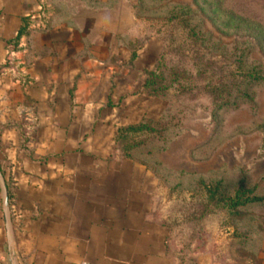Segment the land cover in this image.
<instances>
[{"label": "rangeland", "instance_id": "374dc122", "mask_svg": "<svg viewBox=\"0 0 264 264\" xmlns=\"http://www.w3.org/2000/svg\"><path fill=\"white\" fill-rule=\"evenodd\" d=\"M90 1L86 9L79 8L80 0H37L21 44L12 41L0 48V134L7 132L8 121H16L10 126L14 129L9 130L14 135L23 133L27 151L35 149V121L48 118L50 112L43 110V104H36L31 86L43 81L51 93L53 72L60 65L48 60L59 52L66 53L60 44L44 43L51 37L67 36L66 31L57 32L54 27L58 24L77 29L78 39L83 40L72 55L79 60L91 59L85 71L111 76L108 82L113 84V95L123 113L130 110L139 115L145 111L153 118L167 114L172 118L166 134L172 140L167 149L154 152L152 157L140 154L139 159L158 160L171 170L211 173L228 181L246 177L250 183L259 184L263 200L243 209L234 220L217 212L197 223V218L190 215L194 205L197 211L201 192L197 197L189 190L168 194L165 182L153 173L158 184L152 197L155 214L169 216L172 240L184 248L185 264H264V131H256L257 123L264 121V79L251 83L253 100L244 98L240 109L229 105L220 110L215 122L213 96L203 88L210 74L197 73L205 62H214V67L230 63L233 47L238 45L244 51V60L264 77V0ZM175 14L186 19L189 26L184 27L178 19L169 21ZM190 28L198 32L200 39L188 34ZM157 38L164 42V73H179L180 83L187 88L185 93L171 94L167 100L140 95L136 87L144 77L143 70L155 64ZM134 51L139 56L132 64L129 57ZM45 59L48 62H42ZM66 66L61 65L63 70ZM214 75V81L217 76L221 78L219 73ZM231 81L235 80L223 79L228 84ZM18 84L25 89L24 94L17 91ZM243 87L244 84L239 88ZM240 92L234 88L230 98ZM17 121L21 123L19 128ZM242 129L249 132L234 135ZM238 219L240 222L234 224ZM237 226L249 237L242 246L234 239Z\"/></svg>", "mask_w": 264, "mask_h": 264}, {"label": "crops", "instance_id": "0c3cea01", "mask_svg": "<svg viewBox=\"0 0 264 264\" xmlns=\"http://www.w3.org/2000/svg\"><path fill=\"white\" fill-rule=\"evenodd\" d=\"M36 4L0 0V48L21 44L25 34L17 37L18 32ZM54 28L67 36L44 44H60L66 53L48 60L60 65L51 93L43 81L31 86L36 104L50 112L35 121V149L27 151L23 133L9 130L16 121H8V133L0 134V264H185L184 248L172 240L169 216L155 214L153 172L124 157L114 139L122 122L150 116L123 113L111 76L106 81L104 73L85 71L91 59L72 55L83 40L77 29ZM16 89L25 92L19 84Z\"/></svg>", "mask_w": 264, "mask_h": 264}, {"label": "trees", "instance_id": "16d2710c", "mask_svg": "<svg viewBox=\"0 0 264 264\" xmlns=\"http://www.w3.org/2000/svg\"><path fill=\"white\" fill-rule=\"evenodd\" d=\"M81 1L87 4V6H90L91 4L90 0ZM177 5L182 4L178 3ZM135 15H137L136 11ZM29 19L30 16L25 18V26L20 29L17 37L26 34ZM176 19H178V23L183 24L184 27L189 26L187 23L188 21L182 18L181 15L175 14L169 21ZM188 34L196 40L200 39L198 32L192 28H190ZM257 34L259 35L260 33ZM157 40L159 51L155 64L152 67L143 70L144 77L142 79V84L137 90L140 95L167 100L171 94L180 96V93H185L187 88L186 85L180 83L182 75L180 76L179 73H164L162 68L164 42L159 38H157ZM241 50L242 53L238 54ZM243 52V49L238 47V45L234 46L232 51L234 58L230 63H227L225 66L215 65L216 67H214V62H205L201 65L203 68L198 69L197 73L200 76L209 73V76L211 77V79H208V82L204 83L203 88L207 89L206 91L210 92L213 96L214 108L212 111V117L215 122L220 110L226 109L229 105H233L235 109H240L245 103L244 98L253 100L254 97L249 92L251 83L264 79L260 71L257 70L252 63H248L244 60ZM138 56V53L134 51L129 57V62L134 64V61ZM217 73L221 74L219 75L221 78L218 79L217 76V80L214 81V74ZM230 77L235 81H231L229 84L223 82V79ZM240 77L243 78L239 80ZM242 84L245 86L243 89H241L242 87L239 88ZM234 88L241 92L236 95L234 99H231L230 96L233 94ZM167 115L168 116L162 115L158 118L143 117L140 120L122 122L115 130L114 139L124 157L138 160L145 165L159 179L165 182L169 188V193L180 194L182 191L189 190L192 192V196L197 197V194L201 192L202 198L197 204V211L195 210L196 206L194 205L193 213L190 215L192 219L197 218V223H202V221H204L209 215L217 212L226 213L232 219L237 218L243 209L250 207L251 205L254 206L263 200L259 184L250 183L246 177H240L235 181H228L226 177L211 173L190 172L185 169L171 170L155 159H139L140 154L146 157H152L154 152H163L167 149L168 143L172 140L170 137L167 138L166 135L170 131V122L172 120L169 114ZM257 124L256 131H264V121L261 122L260 125L259 123ZM247 130L250 129L247 128ZM247 132L249 131H244V129H242V131H239L234 135L239 136ZM159 142L162 144V147L160 148H158ZM196 149L197 147H195L194 152ZM209 157H211V153L209 154ZM199 159H202V157ZM238 222H240V220L236 221L234 224L237 225ZM239 228L240 227L238 226L235 228L234 239L237 242L239 240V244L241 243L242 246V244L244 245L245 243L244 241L249 240V237L248 234L241 233Z\"/></svg>", "mask_w": 264, "mask_h": 264}, {"label": "built area", "instance_id": "2783aa9c", "mask_svg": "<svg viewBox=\"0 0 264 264\" xmlns=\"http://www.w3.org/2000/svg\"><path fill=\"white\" fill-rule=\"evenodd\" d=\"M80 264H95V263H92V262H90V261H88V260H82V261L80 262Z\"/></svg>", "mask_w": 264, "mask_h": 264}, {"label": "water", "instance_id": "95a60500", "mask_svg": "<svg viewBox=\"0 0 264 264\" xmlns=\"http://www.w3.org/2000/svg\"><path fill=\"white\" fill-rule=\"evenodd\" d=\"M5 200H6V206H7V204H8V195H7V192H6V198H5Z\"/></svg>", "mask_w": 264, "mask_h": 264}]
</instances>
